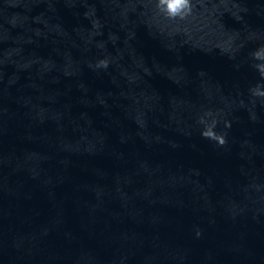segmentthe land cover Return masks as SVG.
<instances>
[{
	"label": "water",
	"instance_id": "obj_1",
	"mask_svg": "<svg viewBox=\"0 0 264 264\" xmlns=\"http://www.w3.org/2000/svg\"><path fill=\"white\" fill-rule=\"evenodd\" d=\"M262 45L264 0H0V264H264Z\"/></svg>",
	"mask_w": 264,
	"mask_h": 264
},
{
	"label": "clouds",
	"instance_id": "obj_2",
	"mask_svg": "<svg viewBox=\"0 0 264 264\" xmlns=\"http://www.w3.org/2000/svg\"><path fill=\"white\" fill-rule=\"evenodd\" d=\"M156 8L159 13L163 14L166 19L169 20H185L192 14L193 0H156ZM251 58L258 63L253 64V67L258 71L262 80H264V45L258 47L250 53ZM109 61L107 59H101L97 61L96 68H107ZM255 97H264V84L258 83L249 90ZM206 116L211 117L212 112H207ZM199 123L204 125V129L201 132L202 137L215 141L219 146H224L227 143L226 133L219 134L214 131L217 120L212 119L208 122L203 116L200 117ZM225 126L230 127V122L225 121ZM200 232H197V236Z\"/></svg>",
	"mask_w": 264,
	"mask_h": 264
}]
</instances>
